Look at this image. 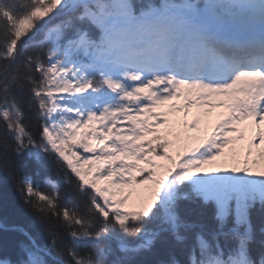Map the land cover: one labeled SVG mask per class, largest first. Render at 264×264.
<instances>
[{"label": "rangeland", "instance_id": "rangeland-1", "mask_svg": "<svg viewBox=\"0 0 264 264\" xmlns=\"http://www.w3.org/2000/svg\"><path fill=\"white\" fill-rule=\"evenodd\" d=\"M120 10L123 24L113 27L107 47L79 59L70 49L53 52L44 113L49 148L120 220L147 211L175 163L224 212L245 190L263 196L264 61L255 65L248 56L264 40V0H208L199 11L176 6L139 27L123 2ZM208 42L230 52L240 47L245 64L227 74L225 55L212 60L206 77L181 71L209 53ZM94 69L133 104L119 112L112 95L95 92Z\"/></svg>", "mask_w": 264, "mask_h": 264}, {"label": "trees", "instance_id": "trees-1", "mask_svg": "<svg viewBox=\"0 0 264 264\" xmlns=\"http://www.w3.org/2000/svg\"><path fill=\"white\" fill-rule=\"evenodd\" d=\"M122 2L142 26L176 6L201 10L207 0H0V262L264 264V195L245 190L224 212L175 163L147 211L120 220L47 145L53 52L70 49L79 59L107 47L123 24ZM111 80L91 70L92 89L112 95L120 112L133 102Z\"/></svg>", "mask_w": 264, "mask_h": 264}, {"label": "water", "instance_id": "water-1", "mask_svg": "<svg viewBox=\"0 0 264 264\" xmlns=\"http://www.w3.org/2000/svg\"><path fill=\"white\" fill-rule=\"evenodd\" d=\"M35 245V244H34Z\"/></svg>", "mask_w": 264, "mask_h": 264}]
</instances>
